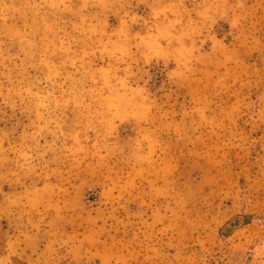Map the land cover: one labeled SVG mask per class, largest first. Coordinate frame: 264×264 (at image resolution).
I'll return each instance as SVG.
<instances>
[{
    "label": "rangeland",
    "instance_id": "obj_1",
    "mask_svg": "<svg viewBox=\"0 0 264 264\" xmlns=\"http://www.w3.org/2000/svg\"><path fill=\"white\" fill-rule=\"evenodd\" d=\"M0 264H264V0H0Z\"/></svg>",
    "mask_w": 264,
    "mask_h": 264
}]
</instances>
